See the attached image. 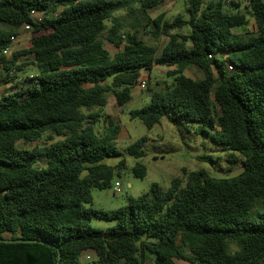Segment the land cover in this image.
Returning <instances> with one entry per match:
<instances>
[{
    "label": "trees",
    "instance_id": "obj_1",
    "mask_svg": "<svg viewBox=\"0 0 264 264\" xmlns=\"http://www.w3.org/2000/svg\"><path fill=\"white\" fill-rule=\"evenodd\" d=\"M165 1L0 0L1 66L7 76L20 72L17 60L28 56L38 68L24 81L12 78L11 91L0 95V264H79L87 251L95 253L88 264H264V0H250L244 12L236 1L188 0L187 19L150 17ZM247 16L255 32H235ZM26 25L30 46L6 59L10 37ZM186 26L189 34H180ZM145 28L154 39L168 38L158 55L139 37ZM104 40L118 51L111 54ZM156 66L171 68L173 82L148 89L150 102L130 119L147 129L163 118L197 123L200 134L208 127L211 140L231 152L229 163L236 153L244 158L243 171L220 179L183 169L185 185L181 178L167 190L152 183L112 212L86 208L92 189L108 188L124 166L105 163L120 154L121 131L115 116L101 114L106 95L121 110L141 72ZM190 67L202 77H186ZM101 118L98 134L93 127ZM45 134L57 140L17 147ZM146 142L137 139L127 154L143 158ZM40 158L46 164L37 168ZM132 173L144 178L146 168L136 162ZM93 216L115 224L93 229Z\"/></svg>",
    "mask_w": 264,
    "mask_h": 264
},
{
    "label": "rangeland",
    "instance_id": "obj_2",
    "mask_svg": "<svg viewBox=\"0 0 264 264\" xmlns=\"http://www.w3.org/2000/svg\"><path fill=\"white\" fill-rule=\"evenodd\" d=\"M187 1L166 0L156 9L149 11V16L154 18L158 15H163L166 21H172L178 16L187 19ZM244 6V3H241L240 10L243 12ZM225 9L232 12L229 7L225 6ZM116 15L123 17L124 12H119ZM107 25L110 27V22H107ZM125 29H129L128 25H126ZM148 30L150 28H145V30L139 29V37L145 44L154 46L157 51L156 55H158L165 46L168 38L161 36L159 39H154L147 33ZM234 31L244 34L254 33V20L250 16H247V24L236 28ZM178 32L182 35H188L190 30L186 26ZM32 34L31 28L30 30H24L23 27L18 29L16 40L10 50V55L6 59H10L12 53L15 51L27 49L30 46ZM104 46L111 54L118 51L117 48L106 40H104ZM187 47H190L189 42L187 43ZM16 64L22 66V71L13 72V74L8 75L10 78L0 64V80L2 83L0 95L11 91L12 78L15 77L17 81H24L26 77L38 74V68L28 56L18 58ZM184 75L191 79H200L202 72L194 67H190L184 71ZM173 79L174 73L171 68L156 66L151 72H141L137 84L132 89L131 100L121 110L116 106L115 97L112 94L106 95L107 103L101 114L115 116L119 120V123L121 122V131L116 141V146L120 154L116 157L106 159L105 163L114 166L123 160L124 166L119 171V175H114L108 188L92 189V201L91 204L85 205L86 208L112 212L124 206L127 197L135 198L146 193L152 183H158L164 190H167L173 179L181 178L183 185H185L186 177L182 174L183 169L187 172L204 170L211 176L220 179L233 178L242 173L244 158L236 153L237 161L233 164L229 163L226 159L231 152L211 140L213 131L208 127H206L209 131L208 135L200 134L195 132V129L200 126L197 123L183 121L172 123L163 118L160 124L155 125L152 129H147L139 120L130 119V111L139 109L150 102L148 89L157 91L164 90L172 84ZM141 84H144V87H141ZM93 129L98 134L103 133L105 129L103 118L94 125ZM143 136L147 138L144 147L146 155L139 160H135L127 154L126 148ZM56 140L54 136L45 134L38 142L30 144L17 141V147L19 149L33 150L38 145H48ZM203 157H210V160H201ZM136 162H140L145 166L146 175L144 178H137L133 175L132 167ZM45 164V160L40 158L35 166L41 168ZM118 183L122 185V188L119 193H115L114 189ZM89 224L93 229L106 230L107 228L113 227L115 222L93 216ZM176 264L190 263L176 260Z\"/></svg>",
    "mask_w": 264,
    "mask_h": 264
},
{
    "label": "built area",
    "instance_id": "obj_3",
    "mask_svg": "<svg viewBox=\"0 0 264 264\" xmlns=\"http://www.w3.org/2000/svg\"><path fill=\"white\" fill-rule=\"evenodd\" d=\"M230 1H236V2H240V3H244V5L247 7L250 5V0H226L227 3H229ZM32 15L38 21H40L42 19V15L39 13L33 12ZM30 28L31 27L28 25L23 26L24 30H30ZM15 40H16V37H10L9 47H7L5 50L2 51L1 55H3L5 58L10 55V52H11L10 50H11ZM228 68L231 69V67L229 65H228ZM141 87H144V84H141ZM121 188H122V185L120 183L116 184L114 192L119 193L121 191ZM94 260H95V253L93 251H87L81 255L80 260H79V264L92 263Z\"/></svg>",
    "mask_w": 264,
    "mask_h": 264
},
{
    "label": "water",
    "instance_id": "obj_4",
    "mask_svg": "<svg viewBox=\"0 0 264 264\" xmlns=\"http://www.w3.org/2000/svg\"><path fill=\"white\" fill-rule=\"evenodd\" d=\"M4 243H15V242H35L34 240H2ZM60 254V253H59Z\"/></svg>",
    "mask_w": 264,
    "mask_h": 264
}]
</instances>
